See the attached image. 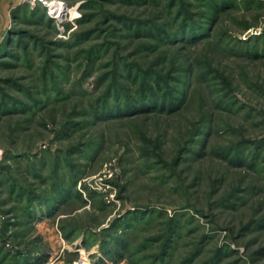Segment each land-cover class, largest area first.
Masks as SVG:
<instances>
[{"label": "rangeland", "instance_id": "1", "mask_svg": "<svg viewBox=\"0 0 264 264\" xmlns=\"http://www.w3.org/2000/svg\"><path fill=\"white\" fill-rule=\"evenodd\" d=\"M0 264H264V0H0Z\"/></svg>", "mask_w": 264, "mask_h": 264}, {"label": "trees", "instance_id": "2", "mask_svg": "<svg viewBox=\"0 0 264 264\" xmlns=\"http://www.w3.org/2000/svg\"><path fill=\"white\" fill-rule=\"evenodd\" d=\"M195 27L196 28L200 27V29H195ZM199 27L195 26V24L192 25L190 23L187 24V22L186 23L183 22L181 25H178V28H177L178 30H176L177 32H175L174 34L166 33L165 30H163L162 33L166 35L165 38L170 39V40L178 36L177 38H186L187 41L189 40L191 42H194V40L199 39L196 37V34L198 32L202 33V31H204V28H203L204 26L200 25ZM147 33H151V32L147 31L145 34ZM142 84L143 86H141L135 94L133 93L131 95H125L124 97H122V99L125 101L119 100L121 98H119L118 96H114L112 98V101H109L106 99H103V101H98L97 103L92 105L93 114L98 115V116L103 115V114L112 115L113 111H117V113L123 112V111L127 112L129 110H134V109H137L139 111L149 106H152L154 107L153 109H158V110L159 109L161 110L163 108L165 109V107L169 108V99L171 98V96L168 97V95H166V92L157 93V91L155 90V87L151 85L150 83L145 84L143 82ZM165 253H166L165 250L162 251V254L165 255Z\"/></svg>", "mask_w": 264, "mask_h": 264}, {"label": "bare ground", "instance_id": "3", "mask_svg": "<svg viewBox=\"0 0 264 264\" xmlns=\"http://www.w3.org/2000/svg\"><path fill=\"white\" fill-rule=\"evenodd\" d=\"M58 3H53V5L51 6V9H53L51 12L53 13H60V10L61 9H59V5H57Z\"/></svg>", "mask_w": 264, "mask_h": 264}, {"label": "built area", "instance_id": "4", "mask_svg": "<svg viewBox=\"0 0 264 264\" xmlns=\"http://www.w3.org/2000/svg\"><path fill=\"white\" fill-rule=\"evenodd\" d=\"M32 1H38V0H32ZM39 1H42V2H45L46 3V0H39Z\"/></svg>", "mask_w": 264, "mask_h": 264}]
</instances>
